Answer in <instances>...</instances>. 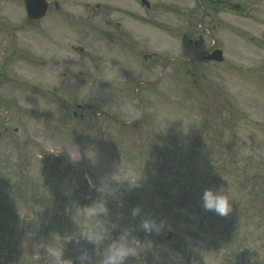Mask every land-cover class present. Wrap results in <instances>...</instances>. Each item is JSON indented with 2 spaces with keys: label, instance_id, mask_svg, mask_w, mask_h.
<instances>
[{
  "label": "rangeland",
  "instance_id": "374dc122",
  "mask_svg": "<svg viewBox=\"0 0 264 264\" xmlns=\"http://www.w3.org/2000/svg\"><path fill=\"white\" fill-rule=\"evenodd\" d=\"M87 1L99 0H51L34 28L20 0H0V71L26 70L40 88L34 103L0 75V263L50 264L54 247L69 264L83 250L97 264L82 233L103 225L108 241L128 229L144 245L126 264H264V25L236 6L205 16L206 3L148 0L153 24L137 21L126 49L115 15ZM23 44L41 62L13 50L7 64ZM215 44L223 63L202 58ZM218 185L227 216L201 202ZM144 218L162 227L145 232Z\"/></svg>",
  "mask_w": 264,
  "mask_h": 264
},
{
  "label": "flooded vegetation",
  "instance_id": "af4514ba",
  "mask_svg": "<svg viewBox=\"0 0 264 264\" xmlns=\"http://www.w3.org/2000/svg\"><path fill=\"white\" fill-rule=\"evenodd\" d=\"M194 2H198V4L203 5L206 3L207 6L212 10L211 12L205 9V16L211 15L212 12L215 11H223V13H232L233 12V6L238 7L243 15H252L255 16V18L260 19L261 22H259L261 25H264V0H248L246 2H240V1H233V0H194ZM21 7H22V14L26 16V24L28 26H32L36 28L40 22L41 19H32L28 15L27 10V2L26 0H20ZM182 3V2H181ZM139 4L141 9H146L145 17L138 18L139 14ZM204 6V5H203ZM205 7V6H204ZM57 9H60L59 6H57ZM84 10H89L91 12H97L98 14L103 11L104 15H115V39L118 43H121L123 46L126 47V49H129L132 45V42H135V39L133 38V26L136 21L140 20L141 22H147V23H153V17L152 15L154 11H157L158 8L154 6L152 3L149 2V5H147V1L145 0H115V5L111 3H104L102 0L91 2L87 1L85 3V7H83ZM187 7L179 6V12L183 13ZM49 12L53 13V2L49 3ZM252 10H257L258 14L257 16L253 13ZM258 23V24H259ZM3 25V24H0ZM198 25H202V23H198ZM163 26L165 28H169L170 24L168 22H164ZM16 36L13 37L15 39ZM16 45V43H14ZM25 46L21 50L19 49H12L10 51L6 50V56L5 59L7 60V64L13 61L8 60L7 58H11L12 51L14 50L15 53L20 52L22 55V62L26 61V64L34 65L35 61L39 62L40 60V54H36L34 51L33 46ZM128 47V48H127ZM36 49V48H35ZM28 58H32L33 60L29 61ZM33 70V69H32ZM34 71V70H33ZM26 70L20 71V72H12L5 70V72L0 71V75H6L7 79H16L18 82L20 81V84H22L24 87L28 88H37L35 83L31 81H26L20 78H24ZM19 86V84H18ZM77 114V112H74ZM1 128V127H0ZM2 136V130H0V137Z\"/></svg>",
  "mask_w": 264,
  "mask_h": 264
},
{
  "label": "clouds",
  "instance_id": "9594fccd",
  "mask_svg": "<svg viewBox=\"0 0 264 264\" xmlns=\"http://www.w3.org/2000/svg\"><path fill=\"white\" fill-rule=\"evenodd\" d=\"M231 194L229 189L225 190L223 185L206 187L201 193V202L205 210L215 212L219 216H227L231 210ZM106 209L88 210V215H94L98 212H104ZM139 208L133 209V215L140 213ZM140 227L145 232L159 230L162 227V222L157 223L152 218H144L141 221ZM110 229L101 225L100 227H89L82 233L83 239L89 244L96 246L95 253L97 256V264H126V261L131 256L138 255L144 245L128 229L120 232V234L108 241ZM106 241H108L106 243ZM50 264H69L60 249L48 248ZM80 264H90V256L87 250H83L78 257Z\"/></svg>",
  "mask_w": 264,
  "mask_h": 264
},
{
  "label": "water",
  "instance_id": "95a60500",
  "mask_svg": "<svg viewBox=\"0 0 264 264\" xmlns=\"http://www.w3.org/2000/svg\"><path fill=\"white\" fill-rule=\"evenodd\" d=\"M29 11L33 16L44 15L47 2L45 0H27ZM222 50H215L212 55L208 56L209 59H216L218 61L223 60Z\"/></svg>",
  "mask_w": 264,
  "mask_h": 264
},
{
  "label": "trees",
  "instance_id": "16d2710c",
  "mask_svg": "<svg viewBox=\"0 0 264 264\" xmlns=\"http://www.w3.org/2000/svg\"><path fill=\"white\" fill-rule=\"evenodd\" d=\"M231 225V224H230Z\"/></svg>",
  "mask_w": 264,
  "mask_h": 264
}]
</instances>
